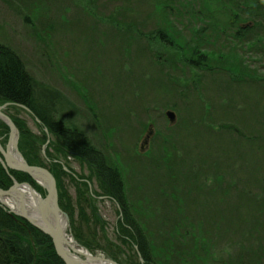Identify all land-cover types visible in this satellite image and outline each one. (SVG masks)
Wrapping results in <instances>:
<instances>
[{
    "label": "rangeland",
    "instance_id": "374dc122",
    "mask_svg": "<svg viewBox=\"0 0 264 264\" xmlns=\"http://www.w3.org/2000/svg\"><path fill=\"white\" fill-rule=\"evenodd\" d=\"M148 1L141 0L138 17H142L143 11H151L147 6ZM231 1L219 0L215 8L224 9ZM86 2L87 0H0V46L10 48L24 63L27 71L36 80L34 83L37 87L36 92H44L43 96L50 100L52 96L59 98L61 104L58 107L61 109V114L55 119L61 120L66 129L74 127L76 132L80 131L81 133H75V136L86 137L88 146L94 145L95 150L107 157L111 165L120 167L123 173L126 172L127 204L130 203L129 207L135 215L134 218L140 224L138 238L145 234L148 240L155 242L153 233L157 235V217L181 218L172 198L167 204V198L173 192L172 183L164 176L162 188H156L150 181L151 174L147 163V158L151 159L155 155L165 157L163 149L158 147L160 140L154 138L159 132H166L167 136L171 135L168 130L171 125L165 117V112L179 101V97L170 96L161 84L158 91L153 81L154 78L159 82L162 77L157 71L158 66L155 65L156 59H154V54L163 52L161 47L155 45L159 36L138 39L136 45L140 49V54L138 56L137 52H133L138 59L136 63L130 65L129 60L133 56L128 52L129 40L113 35V31L108 28L109 24L99 23L104 22L111 14L109 6L105 3L99 5L86 4ZM97 16L99 22L96 20ZM220 17L224 21L222 14ZM242 18L237 19L244 20ZM246 18V22L242 21L240 24L253 23L250 18ZM189 34L186 33L187 36H190ZM254 46L257 44L252 42L250 50ZM259 52L260 57H253L254 54L246 55L247 61L257 59V63L252 65L253 68H260L264 63V47ZM166 56L168 57L167 52H163L162 59H166ZM151 59H154L153 63ZM152 69L153 77H151ZM260 71L264 73V68L261 67ZM143 76L146 82L141 86ZM206 81L212 82L210 78ZM215 85L217 86V83ZM114 93L121 94L123 99L125 97L127 100H132L136 96L138 99L127 103L126 100H117L118 102L111 107L121 110L114 113L123 115L113 117L107 113L105 106L111 104V98L109 100L107 98ZM100 94L101 98H98ZM125 104L129 111L125 110ZM0 107L6 110L10 118L14 117L12 122L18 137L17 146L23 152L24 158L36 160V166L46 168L55 176L59 205L67 217L70 227L67 234H70V238L72 235L75 242L87 248L93 256L110 259L117 264H143L139 248L134 243L135 230L132 228L125 230L122 226L125 219L121 220L120 212L123 211L110 194L109 185L103 188V191L99 190L95 193L90 191V187L83 180H77L71 170L77 174L87 173L84 163L75 160L77 158L70 156V152L65 150L67 149L65 139L54 138L53 134L46 133L30 108L23 104L7 107L5 104H0ZM260 109L263 116L259 120L264 122V100L260 102ZM94 113L98 114V117H95ZM177 117L179 122L181 117L178 115ZM231 121L250 122V119L235 117ZM108 123L112 124L110 128ZM3 124L0 118V141L5 148L8 145L6 148L8 149L11 145L10 130L5 127L7 124L4 126ZM151 124L154 127L150 128ZM180 130L179 139L186 153L194 151L193 140L198 144L202 166L201 171L198 172L192 170L191 165H174L172 179L194 178L198 185L203 186L202 192L206 194L202 199L179 194L184 205L181 214L188 215L194 213L196 209L206 211L221 198L218 196L223 192L221 188L215 187L216 180L222 184H229L230 177L232 178L235 173H244L245 168L238 167L241 162L232 155L227 156L229 159L225 161V156L216 153V145L209 140L206 133L199 134L193 131L196 136L192 139V132L182 126ZM149 132H151L149 143L144 144V148L141 149L140 146ZM249 132L258 134L259 130L254 127L247 130L246 135L249 136ZM75 143L78 153L93 164L91 162L93 158L80 147L78 141ZM251 147L258 156L247 159L244 163L252 166L260 165L264 171V149L255 146V140ZM25 149H28L31 155H28ZM0 151H3V148L0 147ZM49 156L51 161H48ZM135 159L136 162L133 164ZM110 164L107 162L108 166ZM89 167L93 174L92 189L95 190L97 182H105L98 181L99 173ZM236 168L239 171H236ZM10 173L5 171L0 161L1 188H14L13 182L16 180L19 184L31 185L38 193L44 195V191L27 174L15 171ZM205 177L209 179L206 181ZM242 178H245V175L240 179ZM250 182L253 186L254 177L250 178ZM212 188H215L216 195H209L208 190ZM93 215L99 220L93 219L95 218ZM201 221L204 222L203 219ZM161 230L166 233L162 235V239L166 240L171 229ZM236 237L239 239L237 234ZM185 238L191 240L189 235ZM230 240L234 242L235 238H228L226 234L218 233L214 245L207 241L198 245L201 252L197 249V253L205 259L199 264H211L215 257L222 259L227 257L230 258L231 263H235L231 258L236 252L242 251L237 250L238 242L233 247L230 246ZM263 243L264 239L255 245V250L259 254L264 251ZM181 263L187 264L185 259H181Z\"/></svg>",
    "mask_w": 264,
    "mask_h": 264
},
{
    "label": "trees",
    "instance_id": "16d2710c",
    "mask_svg": "<svg viewBox=\"0 0 264 264\" xmlns=\"http://www.w3.org/2000/svg\"><path fill=\"white\" fill-rule=\"evenodd\" d=\"M217 1L219 0H149L147 6L151 11H143L142 17H138L141 0L86 2L99 5L105 3L109 6L111 14L108 18L99 22L97 16L96 20L109 24L108 28L113 31V35L129 40L128 52L133 56L129 60L130 65L136 63L140 54L136 45L138 39L159 36L155 45L168 54L166 59H162L163 52L154 54L157 71L162 77L159 82L154 78L153 81L158 91L161 84L170 96L179 97V101L166 110L175 111L181 119L168 129L171 135L167 136L166 132L157 133L154 139L160 140L158 147L163 149L165 157L155 155L151 159L147 158V167L151 174L150 181L156 188H162L164 176L172 183L173 192L167 198V204L172 198L181 218L157 217V235L153 233L155 242L148 240L145 234L138 238L140 224L134 218L130 203L127 204L126 172L123 173L120 167L111 165L107 157L95 150L94 145L88 146L86 137L75 136V133H81L80 131L76 132L74 127L64 128L62 121L55 119L61 114L58 107L61 104L59 98L51 97L48 92L50 100L43 96L44 92H36V80L27 71L24 63L10 48L0 46V104H23L30 108L41 126L47 128L54 138L65 139L66 151L78 152L75 143L78 141L80 147L93 158L92 161L89 159L93 163L91 168L96 169L99 179L105 182L102 183L103 187L109 185L110 194L123 211L120 212L121 220L125 219L122 226L125 230H135L134 243L139 248L143 264H182L181 259H185L187 264H199L205 259L198 255L197 249L201 252L198 245L205 244L206 241L214 245L218 233L235 238L234 242L230 240L232 247L238 242L237 250L242 252H236L231 258L236 264H264V251L259 254L255 250V245L264 239V171L260 165L244 163L247 159L258 156L251 147L254 140L255 146L264 149V122L259 120L263 116L260 102L264 100V73L260 68H264V63L260 68H253L252 65L257 63V59L247 61L246 58V55L252 54L253 57H260L259 51L264 47V0H232L226 8L219 10L215 8ZM240 17L244 20L237 19ZM246 17L253 23L243 25V28L240 23L246 22ZM187 32L190 36L186 35ZM252 42L257 46L250 50ZM133 52H137L138 56ZM154 59H151L152 63ZM153 76L152 69L151 77ZM207 78L212 82H207ZM145 80L143 76L141 86L145 84ZM138 85L140 86L139 83ZM98 98H101V94ZM107 99L111 100V104L105 106L107 113L117 117L123 114L114 113L121 110L111 107L112 104L124 100L127 103L138 97L127 100L125 97L123 99L121 94L114 93ZM126 108L125 104V110L129 111ZM94 115L98 117V114ZM235 117L250 119V122L231 121ZM108 125L110 128L112 124ZM181 126L192 133H206L209 140L216 145V153L225 156V161L229 159L227 156L232 155L241 162L238 167L245 168L244 173H235L230 177L229 184H222L215 179V187L221 188L223 192L218 196L221 198L206 211L196 209L188 215L181 214L184 205L179 194L192 195L196 199H202L206 194L202 192L203 186L198 185L194 178L172 179L174 165H191L192 170L198 172L202 166L201 150L194 140V151L186 153L182 148L179 139ZM254 127L259 133L249 132V136L246 135L245 132ZM195 136L196 133H193L192 139ZM25 150L31 155L28 149ZM27 161L37 164L36 160ZM127 162L132 163L133 160ZM135 162L136 159L133 164ZM126 169L125 167L124 170ZM236 171L239 170L236 168ZM243 175L245 178L240 179ZM251 177H254L253 186ZM205 179L207 181L209 178ZM101 190L103 191V188ZM208 193L216 195L215 188L208 190ZM135 212L138 213L136 210ZM93 217L96 221L99 220L96 216ZM201 219L204 222H200ZM166 228L171 231L165 240L162 235L166 233L161 229ZM186 235L191 237L190 241L185 238ZM235 263H231L227 257H215L211 264ZM0 264L65 262L56 253L48 235L26 220L13 217L0 207Z\"/></svg>",
    "mask_w": 264,
    "mask_h": 264
},
{
    "label": "water",
    "instance_id": "95a60500",
    "mask_svg": "<svg viewBox=\"0 0 264 264\" xmlns=\"http://www.w3.org/2000/svg\"><path fill=\"white\" fill-rule=\"evenodd\" d=\"M3 107H0V118L3 121H6L7 124L11 128V138L16 137L15 133V126L11 122V120L5 116L1 110ZM167 116L170 119V122L173 124L176 121V115L175 113L168 112ZM1 147V146H0ZM4 152V151H3ZM0 161L2 162L4 168L6 170H13V171H20L29 174L34 180L39 182L44 186V188L47 191V196L44 200H42V204L40 205V217H41V224H36L32 220L29 219V217L23 215L22 217L28 220L30 223H32L36 228L40 229L42 232H44L46 235H48L54 245L55 251L58 254V256L65 262V264H94L97 261H100L98 256H93L90 253V257L87 258V260H81L78 257H76L70 249L72 248L70 245L68 246V249L66 248V240H65V233L63 231V228L61 226V220L64 219L66 224L68 225L67 217L63 214V211L59 207L58 203V194H57V186L55 182L51 179V183L49 182H41L39 181V177L36 173H45L50 178V173L41 167L38 166H30L28 165L23 159L21 161H15L13 159L7 158V157H0ZM17 185V183H15ZM14 189H9L7 191L0 189V199H7V198H13L16 197L13 193ZM2 205H6L5 202L1 201ZM45 204L49 205V208L45 211L44 207ZM7 206V205H6ZM51 210L53 213V218H55V222L51 223L49 221L48 217V211ZM12 213V211H11ZM83 248V247H81ZM84 249V248H83ZM74 251V249L72 248ZM86 252L87 250L84 249ZM75 252V251H74ZM111 264H117L112 260H108Z\"/></svg>",
    "mask_w": 264,
    "mask_h": 264
},
{
    "label": "bare ground",
    "instance_id": "6f19581e",
    "mask_svg": "<svg viewBox=\"0 0 264 264\" xmlns=\"http://www.w3.org/2000/svg\"><path fill=\"white\" fill-rule=\"evenodd\" d=\"M1 146V142H0ZM0 154L3 155L4 157L13 159V160H19V156L17 155L16 151L14 150V147H11L9 151L3 152L0 151ZM37 176L46 181L51 183V179L55 182L56 180L54 176L50 173V178L47 176L45 173H36ZM21 184L18 183L15 187L17 188V196L12 199V201L3 199V201L9 206V208L16 214L18 215H26L28 216L34 223L36 224H41V217H40V205L42 204V200L44 198L42 196H39L37 194L33 195L31 191L33 189L35 190L34 187L28 184H24L20 186ZM33 188V189H32ZM58 203H59V196H58ZM60 207V205H59ZM49 208L48 204H45L44 210L46 211ZM48 217L49 221L51 223L55 222V218H53V213L51 210L48 211ZM61 226L63 228V231L65 233V240H66V248L68 249V246L71 245L72 248L74 249L75 253L77 255H88L81 247L76 245V242L70 238V236L67 235V230L68 226L65 222L64 219L61 220ZM100 261L95 262L94 264H111L109 263V259L106 258H101L99 257Z\"/></svg>",
    "mask_w": 264,
    "mask_h": 264
},
{
    "label": "flooded vegetation",
    "instance_id": "af4514ba",
    "mask_svg": "<svg viewBox=\"0 0 264 264\" xmlns=\"http://www.w3.org/2000/svg\"><path fill=\"white\" fill-rule=\"evenodd\" d=\"M242 27L244 28V26L242 25ZM1 142V141H0ZM9 142H10V138H9ZM7 146L8 145H6V148H7ZM78 154V153H77ZM1 155V154H0ZM79 157H81L82 158V155H80V154H78V158ZM86 168H87V170H88V172L87 173H85V174H77L76 173V175H77V177L79 178V180L80 181H85V180H87V179H91L92 178V170L90 169V167H88V166H85Z\"/></svg>",
    "mask_w": 264,
    "mask_h": 264
}]
</instances>
